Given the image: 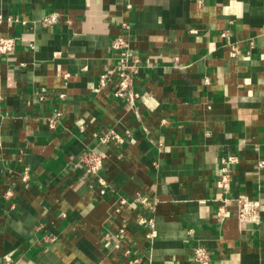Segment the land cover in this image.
<instances>
[{
  "label": "crops",
  "instance_id": "obj_1",
  "mask_svg": "<svg viewBox=\"0 0 264 264\" xmlns=\"http://www.w3.org/2000/svg\"><path fill=\"white\" fill-rule=\"evenodd\" d=\"M0 15L17 40L0 56V264H198L197 246L264 264V208L259 225L236 217L238 198L264 202V0H0ZM118 37L134 104L114 94Z\"/></svg>",
  "mask_w": 264,
  "mask_h": 264
},
{
  "label": "built area",
  "instance_id": "obj_2",
  "mask_svg": "<svg viewBox=\"0 0 264 264\" xmlns=\"http://www.w3.org/2000/svg\"><path fill=\"white\" fill-rule=\"evenodd\" d=\"M3 20V17L0 15V22ZM57 21V16L52 15L45 18L46 23H54ZM226 34V33H225ZM224 34V36H225ZM17 40L13 37H1L0 36V56L10 55L16 48ZM113 48L119 52V62L117 67V81L118 85L115 88V96L120 98H125L131 104L136 102V99L139 97V94L136 93L133 89L134 87V77L137 72L136 64L132 63L133 52L129 50L128 43L122 37H118L113 42ZM240 53V49L237 44H233L231 49V57L236 58ZM109 75L102 74L100 76V87H106L109 82ZM41 99H44V96H41ZM54 123V122H53ZM102 143H113L115 145H121L124 143V138L115 131H110L106 135L100 138ZM105 154L97 152L94 149L88 150L81 157V164L84 168V171L87 175H96L98 176L103 164H104ZM238 161L236 156H228L227 158L222 159V167L220 170L219 180L217 182L218 187L225 193L229 194L231 190V181H232V167ZM258 168L264 170V158L261 159L258 163ZM25 179H28V173L25 172ZM104 186L105 183L101 181ZM101 193L104 194L105 190L102 189ZM139 201L145 205H150V202L147 198H140ZM228 199H224V202H227ZM125 200H122V203H125ZM264 208V202L261 198H248L241 197L237 199V210L236 217L242 228L247 226L259 225L262 221V212ZM227 216V211L225 205H222L218 212L217 217L220 220H224ZM141 223H148L150 226L154 227L153 219H141ZM124 228L119 229V233L123 234ZM155 232L150 234L154 236ZM118 247V246H117ZM194 260L198 264H210L211 257L208 250L203 246H197L194 249Z\"/></svg>",
  "mask_w": 264,
  "mask_h": 264
}]
</instances>
